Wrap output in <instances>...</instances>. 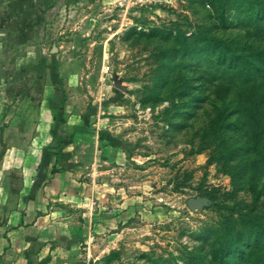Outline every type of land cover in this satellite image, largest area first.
Masks as SVG:
<instances>
[{"label":"rangeland","instance_id":"rangeland-1","mask_svg":"<svg viewBox=\"0 0 264 264\" xmlns=\"http://www.w3.org/2000/svg\"><path fill=\"white\" fill-rule=\"evenodd\" d=\"M247 1L0 0V161L43 107L59 132L70 112L89 135L104 124L84 264L264 258V21ZM215 39L245 58L220 67ZM196 196L213 204L190 210Z\"/></svg>","mask_w":264,"mask_h":264},{"label":"crops","instance_id":"crops-1","mask_svg":"<svg viewBox=\"0 0 264 264\" xmlns=\"http://www.w3.org/2000/svg\"><path fill=\"white\" fill-rule=\"evenodd\" d=\"M65 118L67 131L59 132L54 111L43 107L34 135L2 152L0 264H84L93 256L90 197L101 180L104 124L94 122L89 135L83 113Z\"/></svg>","mask_w":264,"mask_h":264},{"label":"trees","instance_id":"trees-1","mask_svg":"<svg viewBox=\"0 0 264 264\" xmlns=\"http://www.w3.org/2000/svg\"><path fill=\"white\" fill-rule=\"evenodd\" d=\"M245 12L248 13L250 16H252L250 18V23L252 24H258L260 22L264 21V0H248L246 5H245ZM214 42L217 43V45H211V42H208L209 48L208 53H210L209 55L211 56H216V59L219 63V66L221 67L222 64H227V66H229L228 68L231 67L232 63L236 60V56L237 57H241L242 59L245 58L244 56H238L236 53L235 54H231L232 56H230L228 58V55L226 54L225 48H224V42L220 39H215ZM218 47V48H217ZM210 51V52H209ZM236 55V56H235ZM235 57V58H234ZM245 69H248V67L244 66L241 69V72L244 74L245 73ZM211 200V199H210ZM212 201V200H211ZM213 204V202L211 203V205ZM216 205H220L219 203H216ZM263 233V231H261ZM259 232V233H261ZM225 237H224V242L222 244V249L220 252L221 257H223L230 249V246L228 245V241L230 236L233 235V231L229 232L228 230L225 232ZM241 237L242 235L239 233L235 236V238L237 237ZM234 237V236H233ZM259 237V234L256 235L251 238V239H247V246L250 248H252V246H254L256 244V241ZM117 252H112L109 256L108 259H112L114 256H116ZM259 264H264V258L259 261Z\"/></svg>","mask_w":264,"mask_h":264},{"label":"water","instance_id":"water-1","mask_svg":"<svg viewBox=\"0 0 264 264\" xmlns=\"http://www.w3.org/2000/svg\"><path fill=\"white\" fill-rule=\"evenodd\" d=\"M212 201L207 196H196L190 197L187 200V206L190 210L202 209L204 207L210 206Z\"/></svg>","mask_w":264,"mask_h":264},{"label":"built area","instance_id":"built-area-1","mask_svg":"<svg viewBox=\"0 0 264 264\" xmlns=\"http://www.w3.org/2000/svg\"><path fill=\"white\" fill-rule=\"evenodd\" d=\"M88 263V262H87Z\"/></svg>","mask_w":264,"mask_h":264}]
</instances>
